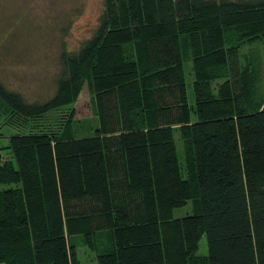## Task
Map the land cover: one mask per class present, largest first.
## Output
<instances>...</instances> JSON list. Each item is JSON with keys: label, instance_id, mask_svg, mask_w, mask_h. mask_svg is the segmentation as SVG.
Returning a JSON list of instances; mask_svg holds the SVG:
<instances>
[{"label": "trees", "instance_id": "trees-1", "mask_svg": "<svg viewBox=\"0 0 264 264\" xmlns=\"http://www.w3.org/2000/svg\"><path fill=\"white\" fill-rule=\"evenodd\" d=\"M102 8L91 38L61 53L49 101L0 80V118L26 124L0 154V264H82L83 247L97 264H264V76L240 50L264 42V0ZM85 85L90 135H76L74 108L58 130L33 123Z\"/></svg>", "mask_w": 264, "mask_h": 264}, {"label": "rangeland", "instance_id": "rangeland-1", "mask_svg": "<svg viewBox=\"0 0 264 264\" xmlns=\"http://www.w3.org/2000/svg\"><path fill=\"white\" fill-rule=\"evenodd\" d=\"M102 7L103 0H0L1 82L8 89L23 94L30 103L49 101L57 92L61 53L64 50L75 52L91 38L98 25ZM240 50L242 55H248L247 59L251 62L256 60L262 64L264 76V42L254 35L245 40ZM244 57L246 56L242 58L243 64ZM186 71L189 103L194 106V74L191 63L186 64ZM215 87L216 83L212 88L215 90ZM90 99V92L85 85L77 103L55 110L33 123L41 128L58 130L74 108L76 135H90L99 125L93 115ZM17 119L16 116L0 118V154L4 158L10 157L8 151L3 149L9 145V137L24 132L22 124L25 123ZM176 139L179 152L182 153L178 134ZM192 214L193 205L188 203L174 212V218ZM82 238L80 235L72 240L79 244ZM79 253L82 264H97L96 253L89 248H80ZM207 253L204 237L200 243L199 255L205 256Z\"/></svg>", "mask_w": 264, "mask_h": 264}]
</instances>
